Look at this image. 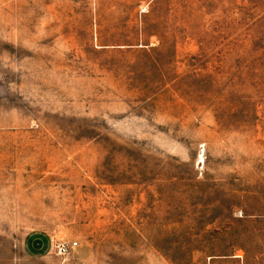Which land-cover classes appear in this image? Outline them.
I'll return each mask as SVG.
<instances>
[{
    "label": "rangeland",
    "instance_id": "374dc122",
    "mask_svg": "<svg viewBox=\"0 0 264 264\" xmlns=\"http://www.w3.org/2000/svg\"><path fill=\"white\" fill-rule=\"evenodd\" d=\"M0 264H264V0H0Z\"/></svg>",
    "mask_w": 264,
    "mask_h": 264
},
{
    "label": "built area",
    "instance_id": "2783aa9c",
    "mask_svg": "<svg viewBox=\"0 0 264 264\" xmlns=\"http://www.w3.org/2000/svg\"><path fill=\"white\" fill-rule=\"evenodd\" d=\"M78 242L76 240H59L52 242V250L56 256L63 257L68 254L73 248L77 246Z\"/></svg>",
    "mask_w": 264,
    "mask_h": 264
},
{
    "label": "bare ground",
    "instance_id": "6f19581e",
    "mask_svg": "<svg viewBox=\"0 0 264 264\" xmlns=\"http://www.w3.org/2000/svg\"><path fill=\"white\" fill-rule=\"evenodd\" d=\"M201 162H203V156H202V154H200L198 156V163H201Z\"/></svg>",
    "mask_w": 264,
    "mask_h": 264
}]
</instances>
